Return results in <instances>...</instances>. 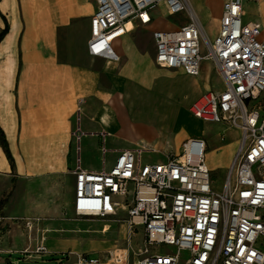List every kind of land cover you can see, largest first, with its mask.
Segmentation results:
<instances>
[{
    "label": "crops",
    "instance_id": "0c3cea01",
    "mask_svg": "<svg viewBox=\"0 0 264 264\" xmlns=\"http://www.w3.org/2000/svg\"><path fill=\"white\" fill-rule=\"evenodd\" d=\"M187 2L205 54L224 0ZM159 8L169 12L159 3L149 23H127L112 41L119 57L113 61L88 52L96 0H0V31L8 27L0 41V127L14 162L12 168L0 146V264H75L76 254L113 255L115 243L93 236L110 225L89 229L83 222L99 219L74 213L73 171L107 169L123 149L160 151L166 160L183 140L201 137L210 173H227L240 130L224 123L216 133L222 144L214 145L204 121L189 112L195 98L222 90L224 81L209 59L200 61L196 76L155 63L153 31L189 20L188 12L180 24L158 20ZM242 21L255 22L264 39V0H242ZM118 224L127 237V224ZM40 243L48 253L34 252Z\"/></svg>",
    "mask_w": 264,
    "mask_h": 264
},
{
    "label": "built area",
    "instance_id": "2783aa9c",
    "mask_svg": "<svg viewBox=\"0 0 264 264\" xmlns=\"http://www.w3.org/2000/svg\"><path fill=\"white\" fill-rule=\"evenodd\" d=\"M164 3L170 13L187 10L189 20L173 30H155V63L196 76L202 59L212 60L224 81L189 106L204 122L240 130L238 149L221 190L212 187L205 160L206 141L189 137L165 161L143 163V147L123 149L115 163L99 171L75 169L76 216L125 222L133 264H264V39L253 22L242 21V0H224L217 36L204 40L187 0H96L88 52L119 59L112 41L127 23L151 21L150 10ZM29 226V222H26ZM141 229L140 246L131 239ZM172 245L175 252H161ZM35 253H48L40 243ZM183 253L185 255H183ZM109 256H112L109 253ZM116 260L121 258L116 255ZM75 264H106L100 256L76 254Z\"/></svg>",
    "mask_w": 264,
    "mask_h": 264
},
{
    "label": "rangeland",
    "instance_id": "374dc122",
    "mask_svg": "<svg viewBox=\"0 0 264 264\" xmlns=\"http://www.w3.org/2000/svg\"><path fill=\"white\" fill-rule=\"evenodd\" d=\"M156 17L158 20L165 21L170 24H180L184 19L187 17V10H182L177 13H170L167 11H164L162 9L156 10ZM187 123V120L185 121ZM202 129L204 130V136L209 137V143H212L214 145H220L222 144V141L219 138V135H217V132H221L222 128L224 127V123H213V122H204L203 125H201ZM226 138L225 133H223ZM228 137V135H227ZM224 142V141H223ZM141 160L143 163H156L160 161H165V156L160 151H151V152H145L141 156ZM226 174L224 175V172L217 169L214 172H211V180H212V187L216 190H221L224 179ZM83 224L88 227L89 229H100L104 227L106 228L105 224L110 225V230L107 232L101 234V233H93V236L108 241H111L112 243H115L119 248L117 251L113 253L112 256H100L102 261H105L106 264H133L135 260V256L130 251L128 242L126 240V237L123 236V231L121 232L118 228L119 224L111 221H103V220H87L84 221ZM142 238V231L141 229L138 230V232L134 233L131 239L132 247L136 250L140 246ZM159 250L161 252L166 251H173L175 252V247L172 245H161L159 246ZM116 255L121 258V261L116 260ZM183 255H185L183 253ZM106 257V258H103Z\"/></svg>",
    "mask_w": 264,
    "mask_h": 264
},
{
    "label": "trees",
    "instance_id": "16d2710c",
    "mask_svg": "<svg viewBox=\"0 0 264 264\" xmlns=\"http://www.w3.org/2000/svg\"><path fill=\"white\" fill-rule=\"evenodd\" d=\"M7 30H8L7 23H5L4 29L0 31V41L4 37V35L6 34ZM0 146L2 147L11 167L14 168L13 157L9 151L8 144L6 141V136H5V133L1 127H0ZM2 203H3V201L0 202V207H1Z\"/></svg>",
    "mask_w": 264,
    "mask_h": 264
}]
</instances>
